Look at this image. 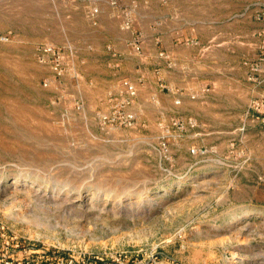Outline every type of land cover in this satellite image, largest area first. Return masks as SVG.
<instances>
[{
	"label": "rangeland",
	"instance_id": "1",
	"mask_svg": "<svg viewBox=\"0 0 264 264\" xmlns=\"http://www.w3.org/2000/svg\"><path fill=\"white\" fill-rule=\"evenodd\" d=\"M131 1L0 0V244L264 264V0Z\"/></svg>",
	"mask_w": 264,
	"mask_h": 264
},
{
	"label": "built area",
	"instance_id": "2",
	"mask_svg": "<svg viewBox=\"0 0 264 264\" xmlns=\"http://www.w3.org/2000/svg\"><path fill=\"white\" fill-rule=\"evenodd\" d=\"M132 90V87L129 86ZM0 264H163L157 256L128 255L124 252H112L101 255L87 253L74 254L59 250L36 249L18 243L0 244ZM167 264H174L167 262Z\"/></svg>",
	"mask_w": 264,
	"mask_h": 264
},
{
	"label": "crops",
	"instance_id": "3",
	"mask_svg": "<svg viewBox=\"0 0 264 264\" xmlns=\"http://www.w3.org/2000/svg\"><path fill=\"white\" fill-rule=\"evenodd\" d=\"M120 1V0H119ZM126 4H134L133 1L129 0H124ZM238 21L239 22H247L249 25V29H253L252 33L257 34L259 37H263L264 39V8L262 9H255V12L249 11L248 13L241 14L238 13ZM264 42V41H263ZM126 45L131 43V39L125 40L124 42ZM123 43V44H124ZM235 106V104H234Z\"/></svg>",
	"mask_w": 264,
	"mask_h": 264
}]
</instances>
